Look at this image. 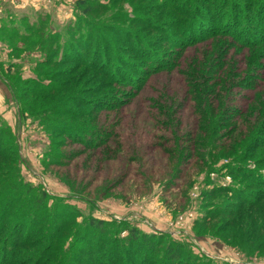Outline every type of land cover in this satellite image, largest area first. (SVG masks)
Returning <instances> with one entry per match:
<instances>
[{"label":"rangeland","instance_id":"1","mask_svg":"<svg viewBox=\"0 0 264 264\" xmlns=\"http://www.w3.org/2000/svg\"><path fill=\"white\" fill-rule=\"evenodd\" d=\"M98 1L90 17L111 37L108 49L100 46L99 53L94 51L95 39H90V52L98 65L107 63L108 57L107 65L115 73H133L132 63L150 68L152 64L142 63L135 49L152 39L159 43L151 47L153 53L166 59L161 64H169V69L152 74L139 90L128 81L122 86L109 83L96 69L79 62L35 69L51 52L46 45L44 48L39 33L29 28L24 16L38 23L46 15L49 22L40 33H47L50 26L63 40L61 44L68 40L74 43L80 55L77 57L82 59L85 49H79L85 46L88 32L70 28L80 21L77 0H0V28L18 31L12 35L0 30V128L10 127L11 131L5 130V139L11 137L17 145L24 179L55 196L59 201L50 202L53 208L73 216L59 237L64 238V246L72 244L81 226L83 243L94 250V242L103 238L102 232L91 235L86 228L87 219L94 217L113 223L104 237L107 243L116 241L113 255L120 261L125 257L132 264L135 259L140 264L144 257L149 261L151 253L146 250L156 242L155 238L151 244L150 235L164 232L177 242L175 246L189 250L203 264H264V235L263 228H259L264 222L255 216L261 210L264 214V200L260 206L247 209L249 202L240 206L241 200L232 192H208L214 186L238 189L241 180L237 172L248 165L256 167L252 176L260 168L264 180V30L256 31L264 12L258 13L259 0H228L243 8L241 11L254 10L252 19L239 16V29L248 35V40L263 38L258 46L243 45L228 34L184 49L177 45L183 38L172 25L182 16L176 14L175 8L159 5L165 0ZM200 2L194 0V12L199 11ZM229 4L220 0L217 8H228ZM228 15L230 9L226 18L232 29L237 27L236 20ZM203 17L204 13L195 16L204 22ZM153 21L162 32L152 26ZM168 21L170 25L165 24ZM257 32L254 37L252 34ZM173 39L176 43L171 45ZM15 46L21 49L10 56ZM178 53L171 64V58ZM10 64H16L13 69L21 73L9 78L17 86L19 77L56 86L52 94L28 93L31 99H37L36 103H27L34 112L66 106L65 102L70 107L88 109L91 100L79 105L75 100L79 95L92 100L120 95L126 102L120 109L97 113L96 124L114 133L112 136L104 132L106 140L112 136L108 144L94 149L84 142H72L65 135L53 133L51 137L41 120L24 119L19 113L21 103L14 101L8 78L1 70ZM53 119L70 121L77 127L90 117L59 115ZM93 125L87 124L84 137L96 138V134L92 135ZM51 138L55 147L51 146ZM259 187L249 185L248 195L254 197ZM217 210L224 213L214 217ZM238 222L243 226L239 231ZM130 227L137 229L138 236L127 241ZM130 244L137 251L126 254ZM93 255H85L83 261L91 263ZM2 256L0 252V261ZM57 259L48 264H55ZM107 259L110 258L104 254L100 261L108 264Z\"/></svg>","mask_w":264,"mask_h":264},{"label":"trees","instance_id":"2","mask_svg":"<svg viewBox=\"0 0 264 264\" xmlns=\"http://www.w3.org/2000/svg\"><path fill=\"white\" fill-rule=\"evenodd\" d=\"M219 1L220 0H201L200 9L198 8L199 11L196 10L195 12L193 9L194 0H165L164 2L159 4L161 6H168L173 9L175 8L177 10L176 14L182 16V18L172 21V25H174L173 27L177 28V34L179 35V38H183L179 40V42H177L178 46L184 49L185 47L191 46L200 41L213 39L216 35L228 34V36L233 37L243 45L252 47L258 46L259 41H261L263 38H254L248 40V35L244 31H241L239 29L241 27L239 16L241 14H244L249 19L254 10L241 11V9L243 8H240L239 5L235 6L234 3L229 4L228 0H226V4H229L228 8L227 5H225V7L223 6L217 8ZM259 2L260 10L258 11V13H262L264 12V0H259ZM98 4V0H77V6L80 12V21L70 28H73L76 31L80 29H86L88 32L87 35L89 37L87 36L88 39L86 38L87 40L84 44L85 46L79 49L80 51L82 49H85V54L83 55L82 59L78 58L80 56H78L77 54L79 51L76 50L73 46L74 43L71 40H68L61 44L63 40L60 39V36L50 30V26L47 33H40V30H42L43 27L49 22L48 18H46V15L45 17L41 18L38 23H33L34 21H31L29 15L24 16L25 21L27 23H30L29 28L35 29L36 32L39 33L38 37L39 39H41V44L44 46V48L46 45L48 51L51 52L46 60L41 61L35 65V69H38L41 66L46 67L49 64L60 65L71 61L77 63L79 62V64H83L86 67L96 69L99 74L109 79V83L117 84V86H122L123 82L128 81V83L137 90H139L140 87L146 83L145 81L152 74L169 69V64H161L166 61V59L158 57L155 55V53H153L151 47H158L157 45L159 43L152 39L149 40L147 45L142 46V44H140L139 47H136L135 49L137 57H141V60H143L141 61L142 63L145 61L146 66L152 64L150 68L142 67L141 63H132L131 66L134 69L132 71L133 73L127 74L122 73V71H117V73H115L112 72L109 68V65H107L109 63L108 57L107 63L105 62V64L103 63L102 65H98L94 61L95 57H93V52L92 54L90 52V42L92 43L90 39H95L97 47L94 49V51L96 53H99L98 51L101 48L100 46L108 49L109 40L111 38L107 30L103 29L98 21L90 17V14L95 11L94 8L96 7L94 5ZM102 5H105V3H103ZM204 6H207L206 10H204ZM229 9L231 10V15L228 16L234 18L237 22V27H234L233 29L229 25V19L226 18ZM199 13L205 14V17H203L204 22L195 18V16ZM29 19L31 22L29 21ZM207 22H209L211 25H207ZM263 23L264 14H261V21H257L256 31L264 30ZM165 24L170 25L169 21L165 22ZM152 26L158 28L157 31L159 32L163 31L161 28L156 26L154 21ZM0 30L12 35H16V33L18 32L16 29H12L10 27H2L0 28ZM249 31L251 32L250 28ZM42 33H44L43 38ZM131 34H133V32H131ZM258 34L259 32L252 35L254 37H257ZM134 35L136 37L138 36V34L135 33ZM139 38L144 41L142 37ZM170 43L171 45H174L176 41H174L173 39V41L170 40ZM62 46H66L67 48H63L62 50ZM20 49V47L15 46L10 53V56L15 53V50L17 51ZM179 53L175 57L171 58V64L174 63V60L176 61ZM56 56H60V58H57ZM13 67H17V65L10 64L7 69H1L4 71L3 76L7 77L8 80H10L9 78L11 77L14 78L15 76H17V72L20 71L18 69H13ZM19 74L21 73L19 72ZM118 74L120 75L118 76ZM4 79L7 80L6 78ZM8 80L7 82L10 86L14 101H18L19 104L21 103L19 113L23 116L24 119L30 117L41 120L40 124L45 126L51 137L53 133H55L56 135H65L72 142H84L85 145L93 146L94 149L106 146L109 142L108 139L110 140V138L114 135L112 131L103 130L99 125L96 124L97 113L103 110H114L116 108L120 109V106L126 103L118 94L103 95L95 100L84 99V96L79 95L75 98L76 102L79 103V105H81V102H85V100H91L90 103L92 105L89 106L88 109L76 105L70 107L69 103L65 102L67 104L66 106L60 104L56 108L34 112L28 107L27 103H30L31 105L34 102L36 103L37 99H31L29 97V94H32L35 91L42 93L44 92L45 94H52L56 86L50 85L49 83H44L39 79L27 78L23 80L19 77L18 80L16 79V82H19L18 86L15 85V82H11V80ZM59 115H72L76 118L82 115H87V117H90V120H85L81 122L82 126L76 127L70 121H66L70 123L67 124L66 122L59 121L58 119H53L54 117H59ZM89 122L94 124L93 126H91V128L95 130V133H92V135L96 134V138L88 139L83 135V133H86V130H88L87 124ZM5 130L11 131L9 126L0 128V252H2L3 255V260L0 261V264H48L56 258H58V261L55 264H102L100 259L104 254H107L110 258L109 260L107 259L108 264H132L126 257L124 258L125 260L122 259L121 261L114 257L113 254L117 249V247L114 246L116 245V241L111 242L109 240L108 243L106 242L104 233L110 231V228H112L113 223L111 221H105L94 217H89L87 219L86 228L89 230V233L91 235L98 231L103 233L102 240H97V242H94V250L90 248L88 249L90 244L83 243V235H80L81 226H79V232L78 234H76L77 236L73 237L72 244L66 247L64 246V238L59 237L64 232V226L69 224L70 221H73V216L66 215L62 210L53 208L54 205L50 204V202H52L53 199H56L57 201L59 200L55 196L49 194L41 186H34L33 184L27 182L26 179H24L21 166H19L20 161L16 150L17 145L12 141L13 138L11 139L10 137L8 139H5ZM104 132H110L112 136H110L106 140L105 137H103ZM51 141H53L52 138ZM51 146L55 147L54 141L53 144L51 143ZM55 156L56 155H54L53 158H55ZM242 169L243 170L237 172L241 180V183H239L241 184V186L238 189H235V187L225 189L222 187L214 186L208 192L210 194L224 191L232 192L235 198L238 197L241 200V202L238 203L240 206H244L243 203L249 202L250 206H248L247 209H251L254 206H260L261 202L264 200V180H262L261 178L263 177L261 169L258 168V173L256 172V176L251 175L256 167L253 169V167L248 165L247 168ZM244 182L247 185H244ZM249 185L260 186L257 189L258 193L254 197L248 195L249 193L246 189L249 188ZM208 192L205 191L204 194ZM221 213L224 212H220L219 210H217L215 211V213H213V215L214 217H216ZM255 216L257 218L259 216L262 222H264V214L262 210L259 211V213H257V215ZM263 225L264 224L259 225V228H263L262 235H264ZM238 229H243V226L240 225L239 222L237 223V230ZM136 232L137 229L135 227H130V237H125V240L128 241V239H136V236H138ZM87 237L89 236H86V238ZM155 238L156 242H154ZM152 241L154 242L153 245H150L148 250H146V252H148L147 254L151 253L149 261H146V257H144L142 259L143 261L140 264H175L177 262H183L185 264H203L201 262L202 260H200L199 258H194L193 254L189 252V250H185L181 246H175L177 242L168 238V235H166L164 232L159 233L158 235H150L151 244ZM103 244H105V246H103ZM26 245L30 247H26ZM131 246L132 244H130L126 249V254H131L137 251ZM103 247H106V249L104 251H101L100 249ZM98 252H100L99 261H96L95 258L98 256L96 253ZM153 253H155V255H152ZM85 255H93L91 256V263L83 261ZM153 257L155 258L152 259ZM136 261L137 260L135 259L133 261V264H136Z\"/></svg>","mask_w":264,"mask_h":264}]
</instances>
